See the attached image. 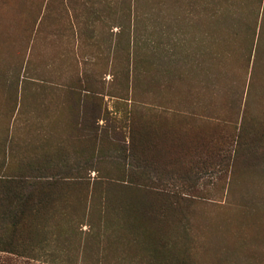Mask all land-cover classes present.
Returning a JSON list of instances; mask_svg holds the SVG:
<instances>
[{"label":"rangeland","instance_id":"374dc122","mask_svg":"<svg viewBox=\"0 0 264 264\" xmlns=\"http://www.w3.org/2000/svg\"><path fill=\"white\" fill-rule=\"evenodd\" d=\"M0 264H264V0H0Z\"/></svg>","mask_w":264,"mask_h":264}]
</instances>
